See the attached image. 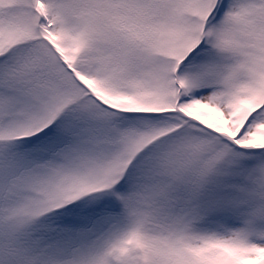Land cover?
Instances as JSON below:
<instances>
[{
	"label": "snow or ice",
	"instance_id": "snow-or-ice-1",
	"mask_svg": "<svg viewBox=\"0 0 264 264\" xmlns=\"http://www.w3.org/2000/svg\"><path fill=\"white\" fill-rule=\"evenodd\" d=\"M0 264H264V0H0Z\"/></svg>",
	"mask_w": 264,
	"mask_h": 264
}]
</instances>
